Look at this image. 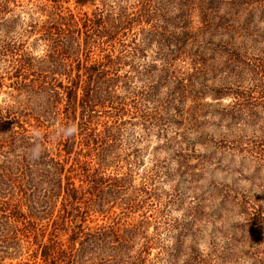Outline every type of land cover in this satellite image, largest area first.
I'll use <instances>...</instances> for the list:
<instances>
[{
	"label": "rangeland",
	"instance_id": "obj_1",
	"mask_svg": "<svg viewBox=\"0 0 264 264\" xmlns=\"http://www.w3.org/2000/svg\"><path fill=\"white\" fill-rule=\"evenodd\" d=\"M110 1L124 4L123 0ZM47 2L0 0V114L17 106L15 98L21 99L11 98L17 92L8 86L14 79L10 48L45 57V44L36 38L51 11L44 7ZM95 2L76 6L74 0H63L61 6L90 15L101 3L105 8V0ZM165 2L167 31L180 36L189 30L190 35L169 56L159 54L155 43L145 47L146 55L135 59L132 78L127 82L122 78L115 85L120 96L137 101L141 112L137 117L133 107L127 106L122 115L126 123L112 130L116 136L108 159L114 161L104 171L105 193L98 194L105 206L88 210L84 230L93 232L113 224L121 234L123 227H136L132 258L137 257L140 264H264V88L257 86L252 74V66L264 63V0ZM30 22L36 26L32 28ZM129 69L126 65L119 73ZM43 73L48 81L52 76L60 78L50 70ZM45 95L34 100L42 102ZM63 103L51 109L62 110ZM230 110L237 113L234 119L230 113L222 115ZM249 112L253 116L247 117ZM76 116L77 143L67 166L75 158L88 160L79 135V111ZM104 119L95 121L91 129L102 132ZM10 126L17 128L16 123ZM7 127L0 121V196L11 205L23 206L20 189L27 183L14 156L22 155V150L19 141L10 148L14 136ZM26 128L45 134L48 147L57 154L62 129L58 120L40 130L28 124ZM5 151L11 154L9 162H3ZM65 157L61 152L60 159ZM25 165L19 162L23 169ZM108 176L121 178L117 187ZM72 180L84 196L74 208L84 211L86 177L73 171ZM59 207L60 202L53 213ZM22 211H26L24 206ZM36 223L37 232L45 228L42 242L48 236L66 241L62 231L51 235L53 226L46 218ZM183 238L184 243L175 248L176 239ZM24 239L31 240L29 236ZM79 242L73 246L71 264H105L108 255L111 264H121L116 261L124 249H111L103 241ZM24 243L20 254L5 257L3 263L42 264L34 254L35 246Z\"/></svg>",
	"mask_w": 264,
	"mask_h": 264
},
{
	"label": "trees",
	"instance_id": "obj_2",
	"mask_svg": "<svg viewBox=\"0 0 264 264\" xmlns=\"http://www.w3.org/2000/svg\"><path fill=\"white\" fill-rule=\"evenodd\" d=\"M47 1L49 3L44 4V7L51 11L42 22L43 29H40L41 32L36 38L43 40L45 44V57L30 56L24 50L10 48L9 62L14 69V79L8 86L17 92L11 93V98L21 99L15 98L17 106H10L5 115L0 114V121L8 126L14 136L10 148L15 147L16 141L20 142L22 155L14 156L17 158V168L20 167V173L26 178L27 187L20 189L26 211H22L21 205L14 206L4 199L1 200L0 196V264H4L5 257L11 258L20 254L24 242L35 246L34 254L40 256L42 264H71L73 246L77 241L80 244L103 241L111 249H124L118 253L120 260L116 262L140 264L137 257L132 258L136 227H123L119 234L111 224L97 227L92 232L89 229L84 230L83 221L88 210L91 213L105 206V199L98 194L100 191L105 193L104 171L114 161L108 159L111 157L108 153L116 136L112 130L117 131L122 123H126L122 115L128 111L127 106L133 107L132 114L137 117L141 112L137 101H127L126 96H120L115 85L122 78H125L123 82L132 78L135 59L146 55L143 52L145 47L155 43L159 54L172 55L180 50L178 42H185L189 37V30H183L180 36L167 31L168 3L165 0H132L130 5L128 0H123L124 4L105 0V8L101 3L97 6L99 10L96 11L95 8L90 15L86 12L80 14L65 10L61 6L63 0ZM95 1L74 0V3L76 6H85L94 4ZM250 17L251 15L248 18ZM243 21L246 25L248 19L245 17ZM30 26L34 28L36 24L30 22ZM195 60L198 62V58ZM44 61L47 64L45 66ZM126 65L130 69L120 74L119 71ZM151 66L156 68L155 64ZM252 67L253 77L258 80L257 86L264 88V63ZM48 70L60 78L52 76L48 81L47 74L43 73ZM63 79L66 83H63ZM45 93L44 101L34 100ZM262 100L264 103V98ZM62 101V110L51 109ZM77 111L80 120L79 135L86 146L83 156L88 160L81 162L79 158H75L67 166L69 156L77 143V133L74 134L73 131ZM233 112L224 111L222 115L230 113V118L234 119L237 113L232 114ZM103 116L106 118L102 121L103 131L95 132V128L91 129L90 126L95 121L96 124L100 123ZM246 116H253V112ZM10 117L11 122L8 121ZM54 120H58L62 126L57 154L48 147L49 140L45 134H34L26 128L28 124L40 130L46 123ZM11 123H16L17 128L11 127ZM61 152L66 156L62 160ZM2 155L3 162L10 161L11 154H6L5 151ZM21 160L26 163L24 169L19 166ZM73 171H80L86 177L88 196L84 211L74 208L78 198L84 196L80 194L81 189L74 185ZM33 179L38 180V183H33ZM120 179L118 176L107 177L113 187H117L116 183ZM58 202L60 207L55 214L54 207ZM146 217L144 216L143 221L147 220ZM45 218L53 226L51 235L54 232L59 235L58 232L62 231V234L67 235L66 241L48 236L47 241L42 242L40 237L43 236L45 228L37 232L36 221ZM28 236L31 240L24 239ZM183 243L184 238L176 239L174 247L178 248ZM111 263L108 255L105 257V264Z\"/></svg>",
	"mask_w": 264,
	"mask_h": 264
}]
</instances>
